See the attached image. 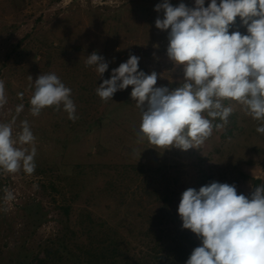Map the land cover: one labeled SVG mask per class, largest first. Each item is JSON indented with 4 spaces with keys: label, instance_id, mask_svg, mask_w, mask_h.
Masks as SVG:
<instances>
[{
    "label": "rangeland",
    "instance_id": "rangeland-1",
    "mask_svg": "<svg viewBox=\"0 0 264 264\" xmlns=\"http://www.w3.org/2000/svg\"><path fill=\"white\" fill-rule=\"evenodd\" d=\"M162 2L0 0V81L7 100L0 123L15 118V140L26 120L35 140L16 146L36 149L32 174L0 170V264H19L16 248L23 245L30 254L25 264H172L168 247L177 243L188 249L187 261L201 239L182 228V193L218 182L250 197L255 188L242 174L264 184V134L235 101H223L234 109L224 127L184 151L139 139L141 112L131 87L106 102L97 96L96 88L130 55L140 58L138 71L158 74L154 87L180 86L182 67L166 54L170 29L155 27L164 14L154 8ZM168 2L195 7V0ZM233 31L247 34L239 17ZM93 52L108 63L102 76L86 66ZM50 73L71 89L75 121L62 105L31 114L34 82ZM58 180L59 190H50ZM60 205L70 207L67 216Z\"/></svg>",
    "mask_w": 264,
    "mask_h": 264
},
{
    "label": "clouds",
    "instance_id": "clouds-1",
    "mask_svg": "<svg viewBox=\"0 0 264 264\" xmlns=\"http://www.w3.org/2000/svg\"><path fill=\"white\" fill-rule=\"evenodd\" d=\"M195 0V7L184 3L172 6L168 0L157 4L154 11L163 12L155 27L168 32L166 54L174 66H181L180 86L169 90L154 87L158 74L138 71L139 57L113 69L109 79L96 88L97 96L112 100L117 91L131 87V98L141 112L139 139L154 148H199L216 129L224 127L233 107L231 100L258 122L256 132L264 134V0ZM239 17L246 35L229 28ZM95 66L102 76L108 63L93 52L86 66ZM30 79L31 76H29ZM23 98V93H18ZM71 89L54 74L39 75L30 98V112L55 106L75 121L76 107ZM7 103L5 85L0 81V107ZM18 105L16 113L23 111ZM219 119L222 123L213 124ZM15 118L0 123V170L16 173L35 171L33 146L29 152L16 145L33 144L35 137L28 122H21L17 139H13ZM8 200L14 197L9 192ZM182 228L201 239L186 264H264V185L255 187L251 196L237 194L236 186L212 182L185 190L177 209Z\"/></svg>",
    "mask_w": 264,
    "mask_h": 264
},
{
    "label": "trees",
    "instance_id": "trees-1",
    "mask_svg": "<svg viewBox=\"0 0 264 264\" xmlns=\"http://www.w3.org/2000/svg\"><path fill=\"white\" fill-rule=\"evenodd\" d=\"M97 123L100 124L101 123V119H98L97 120ZM62 172L64 174L67 175V171L66 170H62ZM242 178L244 180H250L251 183H252V186L255 188V187H258V186H261V185H264L260 179H254L252 177H249L247 175H244L242 174L241 175ZM59 179V176L57 177ZM67 178L64 177V180H66ZM59 184H60V181L58 180L57 182L56 181H53L52 183H50L49 185V189L54 191V192H57L59 189ZM58 208H60V210L62 211L63 215H68V212L70 210V207L68 205H60ZM192 245L196 246L197 243L196 242H191ZM1 250V249H0ZM102 250V253H103V249H100V251ZM16 251H17V254H16V257L18 255V263L19 264H25L27 263L29 257H30V254H29V251H28V248H25L24 245L23 246H20L19 248L17 247L16 248ZM168 255H170L172 257V264H181V263H184L186 262V257L188 255V249L186 247H184L182 244H176L172 247H168ZM88 253V252H87ZM112 253V252H111ZM90 257V256H89ZM92 258V257H90ZM95 258H98V257H95ZM155 256L153 257V260H155ZM15 261H16V258H15Z\"/></svg>",
    "mask_w": 264,
    "mask_h": 264
}]
</instances>
